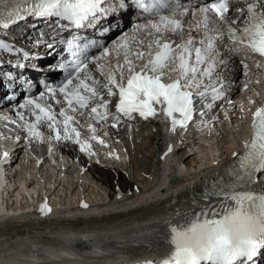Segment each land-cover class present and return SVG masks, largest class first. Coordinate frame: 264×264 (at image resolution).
<instances>
[{"label": "snow or ice", "instance_id": "obj_1", "mask_svg": "<svg viewBox=\"0 0 264 264\" xmlns=\"http://www.w3.org/2000/svg\"><path fill=\"white\" fill-rule=\"evenodd\" d=\"M106 2L0 0V23L7 28L35 17L56 19L83 29L108 14ZM118 6L121 11L133 10L142 22L135 23L131 33L122 32L113 45L114 68L106 72L100 63L112 57L106 45L80 42L78 37L66 39L70 59L63 64L64 80L57 88L49 89L53 96L63 98L54 101L61 106L58 115L62 120L57 119L52 103L45 100V93L26 99L19 105L25 111L16 115L23 121L20 126L27 130L29 138L42 143L44 133L39 129L44 126L55 134L49 135V140L72 141L85 151L91 146L80 140V132L71 126L75 117L69 114L84 116L85 110L96 123H107L111 117L112 128L122 117L131 120L138 114L147 120L162 113L164 122L170 121L171 132L175 133L193 119L197 102L209 96L213 101L224 99L225 82L232 83L236 70V56L242 57L238 63L247 78L245 91L253 82L249 61H254L258 72H264V0H214L191 10L181 0H120ZM197 13L203 19L192 23ZM211 14L214 16L210 19ZM0 48L7 45L0 44ZM93 48L103 51L99 56L89 55ZM90 66L99 69V79ZM110 104L114 112L110 111ZM205 106L211 108L210 104ZM252 130V139L245 145L238 168L229 172L233 179L212 182L202 199L215 202L198 213L186 214L190 219L171 228L170 254L159 264H256L264 254V188H251L256 173H264V106L253 113ZM90 131L91 138L97 139L96 129L90 126ZM171 151L169 146L167 152ZM146 264L157 262L149 260Z\"/></svg>", "mask_w": 264, "mask_h": 264}, {"label": "bare ground", "instance_id": "obj_2", "mask_svg": "<svg viewBox=\"0 0 264 264\" xmlns=\"http://www.w3.org/2000/svg\"><path fill=\"white\" fill-rule=\"evenodd\" d=\"M235 69L236 70L233 76L238 75V64H236ZM235 87L236 88L232 91L231 97L229 99L237 98V86ZM252 90L253 87H251L248 91H243V93L244 95H246L248 98L251 99L253 97ZM208 101H211V99H209ZM230 104H231L230 106L228 107L226 106L222 108L221 110L222 114L229 124L238 123L240 120L243 119V115H241V106L245 108L244 104L240 100L233 101V103ZM249 106L251 108V105ZM230 107L233 108V110H231ZM21 111H25V110L20 109L19 107L16 109V112H21ZM247 113H249V111ZM235 115L237 117L233 119L231 116H235ZM244 117L245 118L244 120H242V123L246 124L247 118L246 116ZM29 119L33 120V117H30ZM153 124L156 126L157 123H153ZM0 125H1V121H0ZM18 127L19 129L15 128L16 130H18L17 133L18 135L13 139L12 143L10 142V140L7 141L8 144L4 145L3 150L6 151L7 148L9 150H12V148L15 145L14 140H17L18 137H21L23 139L28 138L27 145H30V143L32 142L37 143L38 145H42L34 138L30 139L27 134V130L25 128L21 127L19 124ZM43 128L47 129L44 126ZM155 128L157 129V132H159L158 127L156 126ZM208 129H210V125H208V127L204 125L201 131H205ZM190 131L191 129L180 130L178 128L177 131L173 133L171 132V127H170L165 133L166 135H168L169 138L168 142L166 140H163V137L162 139L158 136L153 138L154 142H156L157 144L156 152L159 154L158 156L159 158H157V165H156L157 169L154 173H152L151 171L152 167H147V165H149L150 163V159L148 157L145 158V161L136 159V155L131 151L129 152V155L118 151L113 156H110L112 155V153L109 151L110 155L107 154V155L92 157L90 153V149H92L93 145H91L90 140H85V139L84 141H87L91 146L89 149L85 150L90 159L81 155L77 150V148L74 145H72L70 141L59 142V146L61 147V149H63L68 154L69 156L68 160H63L62 158L59 159L56 158L57 155V152L55 151L56 148H53L50 150L51 161L53 164L51 163L47 164L45 167L40 169L37 168L38 167L37 164L41 158H45V159L47 158V156H45V149H43V151H41L37 156L33 155L34 157L30 156L31 154H29L30 153L29 150L28 151L26 150V154L21 156V159L19 160V164L14 169L12 168L14 165V164L12 165V163L9 164V166L7 165L3 166L4 162L7 159V157H3L0 160V239H4L7 241H0V264H8L10 263L8 261L13 258L14 260L23 261L22 259H20L22 258L21 256L23 255H18L17 257L15 256L20 253L21 249L30 251V246H31L30 244L34 240L27 241L28 235H41L43 236V238L36 240H38L39 243L42 242L48 243L47 241L48 238H46L43 233L44 229L49 228L50 230L54 231V229H57L58 226L59 227L75 226L78 224V222H84L88 220L90 222L92 221L100 222V218H103L111 211H120L121 214L118 215L117 213L114 215H110L108 218H105L104 220H110L118 216L121 220L123 219L131 220L130 224L125 225L123 227L126 231V234L128 235L125 238H129L131 236L137 235L145 230H146L145 232L156 231L151 235V237L157 238V233H163L161 229H159L158 231L156 229V223L160 221L164 223V225L167 224L168 226H170V224H173L175 222H178V225L184 224L188 219H190V217L186 214L198 213L208 203L215 202V199L210 201H206L202 199L203 194L207 191L204 189L210 186L211 183L214 181V179L218 177L222 168L228 166L229 162L232 160L234 152L237 150V148H235L236 144L230 148H227L222 152V154L214 156L212 160L208 162L207 167L195 171L192 175L190 170L194 168L193 167L194 165H192L193 162L187 164L185 162L187 158L184 159L183 154L182 155L178 154L179 144L182 143L181 142L182 139L188 140L189 143L190 141H194L193 139L195 138L193 137H195L196 135L190 134ZM114 132L119 133L118 137H120L121 131L117 132L116 130ZM205 132L199 133L198 139L203 140L202 135ZM175 135H178L177 140L175 139ZM4 139L5 138L2 137V140ZM167 143L172 148V151L170 153L167 152V149L169 147L168 145L166 146ZM9 145L10 147H7ZM53 146L54 144L51 145V148ZM30 147L32 148V146ZM97 147L98 146H94V149ZM164 147L166 148L162 150V148ZM15 151L14 154H16ZM120 151L123 152V150L121 149ZM3 153L4 151H1L0 156H2ZM125 158L128 159L131 158L129 160L131 164L126 170L127 172H130V176L128 177L121 169H119L120 166L126 165ZM219 159L222 160L220 161ZM94 160H96V162ZM75 161L78 162V164L80 165L79 169H76L75 166L73 165ZM14 162L16 163L17 159H15ZM142 162L144 163V165L141 164ZM8 168L9 169L11 168V170H14L15 172L16 169L21 172L20 174L21 179H19L18 183H16V181L13 180V183L15 182L14 183L15 185L18 184V186H16V188L13 190L11 189V187L14 185L8 184L7 182L8 178L10 179V177L7 176L8 173L6 172ZM60 168L67 170L68 174L65 175H73L78 184L80 182L81 183L86 182V185H90L89 188L92 189V192L94 193H95L94 190L98 191L99 189L105 194H107L109 198H112L116 194L115 192L116 187H119L121 191L119 192L117 191L118 197L115 199L114 202L110 204H106V199L103 198V200H105L102 201L105 202V205L103 207L90 208V209L80 208L79 201H81L82 199L84 200L83 196L77 199L75 203L73 202L72 204H70L71 207H68L67 204L65 203L60 204L56 202L52 204L53 200L50 198L51 199L49 202L50 206L52 208L55 207L53 213L31 214L28 210L30 206L34 208H38L36 207L38 206V204L35 203L34 201L35 198L34 195H37V192H35V189L32 186L35 183H37V180H39L38 181L39 183L43 182V185L47 184L46 180L41 179L40 176L41 174L39 173L41 172V170L47 169L53 171L55 175H57V177L54 178L55 180L54 183L52 180H50V182L48 183L49 187L46 188L47 190L44 188V190L46 191L44 190L41 191L44 197L52 196L56 191V189L58 188V185L60 186L63 178L66 177L64 174H60L61 172L59 171ZM132 168L134 169L132 170ZM185 169H187L186 171H188V174L186 175H184ZM145 174H149L150 179L147 178ZM57 179L58 180L60 179V181H58ZM39 183H37V185ZM52 184L54 185L52 186ZM10 190H12V194H14L15 191L17 192L15 195V198H17V200L14 201L16 202V204H19L20 203L19 200L21 198H24V196H28V198L31 196L30 202H27L25 206H20L17 210L14 209L10 211L5 210V208L1 205V202L2 200H4V194L11 201L12 196L10 197V195L6 193ZM128 191H132V192L128 194ZM1 195L3 196L1 197ZM192 196H195V198L197 199L190 201L189 199ZM138 198H140V200L143 201L138 200ZM88 202L95 205L94 201L88 200ZM60 209L66 210L65 212H61L59 214V217L61 218L51 219L54 216L55 212ZM112 231H115V229H113ZM103 232L105 231L96 232L95 235L97 233H103ZM53 236L62 237L63 234L55 233V235ZM13 238H15V240H12ZM136 240L139 239L137 238ZM122 246H124L122 248V251L127 255L134 256L137 253H139L152 258L156 257V253L152 252L153 249H148V247L141 246L134 248L126 244ZM38 249L36 250L35 255H38L39 253L40 254L39 258L46 259L47 261L41 263L39 262L37 264H51L52 261L49 257H53V256H56L57 259L62 260L63 254H60V252L56 251L53 248L42 246L41 250L40 248ZM51 251L56 252V255L51 253ZM161 251H163L165 254L168 255L170 249H163ZM41 252L49 255V257L42 256L43 254ZM10 255H12L13 257L11 258ZM32 255L34 254H31V256ZM105 259L111 260L114 258L105 257ZM63 263H72V262L64 259Z\"/></svg>", "mask_w": 264, "mask_h": 264}, {"label": "rangeland", "instance_id": "obj_3", "mask_svg": "<svg viewBox=\"0 0 264 264\" xmlns=\"http://www.w3.org/2000/svg\"><path fill=\"white\" fill-rule=\"evenodd\" d=\"M246 113L247 112L244 110L241 111V115H245ZM231 117L233 119H235L237 116L235 115V116H231ZM206 126L208 127V125H206ZM244 126L245 125H244V123L241 122V120L237 124L230 125V127H228V125L224 124L223 122H220V123L214 122L212 127H211L212 129L211 128L208 129L202 135L203 140L198 139L197 135L195 137H193L195 139H193L194 141H190V143L188 140L185 139L186 140L185 141L184 139H182L181 140L182 143L179 144L178 154L179 155L183 154L184 159L187 158L185 161L187 164L193 162L192 165H194L193 166L194 168H192L190 170L191 174L193 175V173L195 171L200 170V169H204L205 167H207L208 162L210 160H212V158L214 156L222 154V152L224 150L234 146L235 144H236V146H238L240 144L242 138L244 137V134H245L244 133L245 132ZM119 131H121V130H119ZM146 132L140 131L139 133H141V135L138 136L137 141L128 140V143H130V145H132L136 148V152H133L136 155V159L143 160V161H145L146 157H148L150 159L151 164L149 163V165H147V167H152L151 171H152V173H154L157 169V167H156L157 158H159L158 157L159 154L156 152L157 144L155 146L156 142H154V140H153V138L156 137V135H154V133L150 132V130H147ZM199 132H201V131H199ZM190 134H192V135L197 134V132L196 131H190ZM116 148H118V147H116ZM118 151L123 153L119 149H118ZM155 153H157V154H155ZM153 155H155V156H153ZM130 159L131 158H129V160ZM130 164H131V162H129L126 165L119 167V169H121L127 177L130 176V172L126 171ZM141 164L144 165L143 162ZM133 169L134 168H132V170ZM186 170L187 169H185V171H184V175L188 174V171H186ZM8 171L9 172H8L7 176L10 177V179H11V181H9L10 183H8V184H13L14 186H12L11 189H15L16 186H18V184L15 185L14 184L15 182L13 183V180L16 181V183H18L19 179H21V175H20L21 172L16 169L17 175H16V179H15V177L12 176V174L15 173V171L14 170L12 171L11 169H9ZM41 172L39 173V174H41L40 175L41 179L46 180L47 184L43 185V182L39 183L38 182L39 180H37V183H39V184L37 185V183H35L32 186L35 189V192H37V194L39 192H41L42 190H44V188L46 189L49 187L48 183L50 182V180H52L54 183V181H55L54 178L57 177V175H55V173L51 170L45 169V170H41ZM65 176L66 177H64L63 180L61 181L62 186H61V184H60V186L58 185V188L56 189V191L54 192V194L51 197V199L53 200L52 204H54L56 202L60 203V204L65 203V204H67L68 207H71L70 204H72L73 202L75 203L76 200L82 196L85 197L86 201L91 200V201H94L95 204L103 203L102 201H105V200H103V198L106 199L105 197L107 195L104 192H102L101 190H99V189H98V191L94 190L95 191V193H94V192H92V189L89 188L90 185H86V182H83V183L80 182L78 184L73 175H65ZM145 176L147 178L150 177L149 174H145ZM112 179H113V177H112ZM8 180H9V178H8ZM8 180H7V182H8ZM58 181H60V179ZM53 185L54 184H52V186ZM46 190H44V191H46ZM116 190H117V187L115 188V192H116ZM117 191L119 192L121 190H117ZM131 192L132 191H128V194H130ZM16 200H17V198L14 197V198H11L10 202L16 201ZM30 200H31V196L29 198H28V196H24V198H21L19 200L20 201L19 205L21 204V206H25L27 202H30ZM138 200H140V198H138ZM140 201H143V200H140ZM95 213H97V212H95ZM135 234H137V233H135ZM32 238L42 239L43 236H41V235H28L27 241L33 240ZM42 246L43 245H41V247H39L40 250L42 249ZM133 250H135V249H133ZM51 253L56 255V252L51 251ZM19 254H21V253H19ZM22 255H23V256H21L22 258H20V259H22L23 261L14 260V258L11 259L13 256L10 255L11 260L8 261V262H10L8 264H14V263L15 264H19V263L20 264H37L39 262L41 263V262L47 261L46 259H42V258L40 259L39 258L40 255H32V256H31V254H29V256L25 255V254H22ZM26 257H27V259H26ZM30 259L33 261H31ZM27 261H28V263H27Z\"/></svg>", "mask_w": 264, "mask_h": 264}]
</instances>
